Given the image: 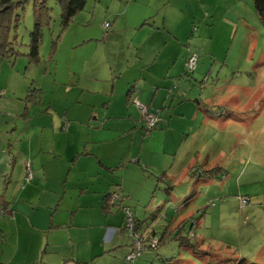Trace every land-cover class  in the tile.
Returning a JSON list of instances; mask_svg holds the SVG:
<instances>
[{
    "label": "rangeland",
    "instance_id": "rangeland-1",
    "mask_svg": "<svg viewBox=\"0 0 264 264\" xmlns=\"http://www.w3.org/2000/svg\"><path fill=\"white\" fill-rule=\"evenodd\" d=\"M41 1H45L48 10L44 17L47 26L42 29L40 63H29L21 56L15 64L6 61L0 66V83L12 92L17 90L14 99L13 95L0 93V100L10 98L13 102V113H0V123L8 118L10 129H22V120L30 113L29 116L38 117L35 121L44 125L40 130L44 132L38 134L42 142L33 134L27 138L33 157L26 159L27 184L23 186L21 178L19 190L32 181H28L29 169L33 171L36 165L43 164L42 160L54 157L53 148L59 145L49 138L53 131L60 132L58 126L64 121L67 123L61 132L67 133L71 122L72 141L77 138L82 148L101 150V145L91 141L85 124L86 120L100 121V125L104 121L89 116L85 104L90 100L103 101L100 90L112 88L108 79L113 74L111 69L114 70L117 64L121 70L127 67V30L141 26L146 18L143 14H150V6L159 0H149L148 3V0H87L85 10L66 29L59 0H25L20 22L12 33V37L17 34L20 53H28L30 33L35 26L34 8ZM163 1L170 6L162 13L178 30L179 43L185 52L179 57V60L183 58V68L177 77L172 78L183 80L179 89L171 84L164 87L165 97L159 102L160 106L169 103V96L174 102L169 109H164L166 117L157 107L136 101L135 97L131 100L134 107L138 102L160 110L158 127L167 125L168 130L170 127L172 130L169 139L161 138L157 133L158 137L150 142L152 151L158 149V144L161 147L162 139L169 144V149L173 148L171 153L147 152L133 146L129 137L116 143L126 145L136 159L147 160V163L140 164L142 167L151 165V172L141 169L142 174H139L136 169L129 170L125 200L120 189L114 194L119 196L135 221L147 222L143 224L145 228L153 224L150 229L155 228L157 234L152 235L149 230L143 232L137 224L144 250L134 263L127 261L126 264H176L179 259L184 264H231L227 260L241 257L264 264V24L254 9L253 0ZM157 12L153 11L152 15ZM238 13L243 14L242 22L238 20ZM106 23L111 28L104 27ZM244 23L252 25L253 39ZM191 34H196L195 38ZM189 49L191 53L188 54ZM192 56H197L196 70L188 74L185 60ZM178 66L179 62L175 70ZM12 67L19 72H15L14 80L11 78ZM52 70L55 72L51 73ZM98 70L102 73L100 78L88 83L89 76ZM31 84L44 90L43 103L26 111L23 99L27 97ZM17 103L24 106L21 115L17 113L20 110ZM200 103H205L204 108L211 107L209 114L215 119L201 112ZM260 107L262 111L258 115ZM138 110L144 119L142 111ZM216 111L220 112L215 114ZM46 113H54L64 120L46 118ZM71 113L75 115L74 121L68 122L65 118ZM227 113L230 114L224 117ZM232 114L234 119H242V123L228 121ZM153 131L144 129L142 139ZM173 131L178 136L174 137ZM217 166L222 170L214 175L208 172ZM160 175H166V178L160 180ZM145 181H150L149 185ZM169 188L172 190L167 194ZM242 198H248L250 205L243 206ZM158 207H163V211L157 210ZM138 209H143L142 216ZM183 218L198 221L193 232L191 224L176 228ZM179 232L191 242L199 241L204 252L192 253L181 246L183 241L178 238ZM193 234L196 238L191 236ZM126 235L129 243H133L130 235ZM155 241L157 247L146 248Z\"/></svg>",
    "mask_w": 264,
    "mask_h": 264
},
{
    "label": "crops",
    "instance_id": "crops-1",
    "mask_svg": "<svg viewBox=\"0 0 264 264\" xmlns=\"http://www.w3.org/2000/svg\"><path fill=\"white\" fill-rule=\"evenodd\" d=\"M165 3L166 1L163 0L153 3L154 6H150V14L149 12L143 14V17H146L143 24L138 28L127 30L125 34L127 67L121 70L117 64L114 70L111 69L113 74L108 79L112 88L107 91L100 90L102 102L96 99L85 104L89 116L104 121L100 125L99 120H97L99 122L86 120L85 124L89 129L91 141L101 145V150L90 151L87 150V146L82 148L77 138L76 141H72L70 121H74L75 115L71 113L65 118L70 122L67 133L61 132L62 126H65L66 121H64L58 126L60 132L53 131L49 138V141L54 140L59 145L58 148H53L54 157L42 160L43 164L36 165L33 171L30 169L31 183L19 190L21 178L22 185L27 184L25 183L26 159L31 160L33 157L32 147H29L30 139L27 138L31 134L37 138L38 134L44 132L40 131L44 125L36 122L35 118L38 117H31L30 113L23 118L22 129L17 127L10 129L8 118L0 123V264H126L128 261L127 257L134 249L133 243H129L130 239L126 235L128 232L123 208L127 207L119 202L122 209L120 211L115 207L117 203L115 206L110 203V195L120 189L125 200L128 197L125 194L128 191L129 170L136 169L139 174H142L141 169H148L151 172V165L148 163L149 165L142 167L140 164L147 163V160L141 161L138 157L136 159L126 145L116 143L129 137L132 138L133 146L144 148L147 152L173 151V148L169 149V144L162 139L161 147L158 144V149L152 151L150 142L154 137H158L157 133L161 138L169 139L172 129L169 124L171 130H168L167 125H162L142 139L144 132L142 115L131 101L135 97L136 100L157 107L166 117L164 109H169L174 102L169 96L167 100L170 104L167 101L164 107L160 106L159 102L165 97L164 87L171 84L179 89L182 85L180 83L182 78L172 77H177L178 71L182 70L184 61L183 58L179 60V57L180 55L183 57L185 52L182 43H179L181 37L178 30L162 13L170 6ZM155 6L158 7L154 8ZM153 11H158L155 16L152 15ZM243 18V14L238 13L239 22H242ZM244 25L248 35L253 39L252 25L248 23ZM215 29L216 27L213 30ZM192 36L195 38L196 34ZM189 53H191L190 49ZM187 60L188 58L185 60V66ZM178 62L179 66L175 70ZM4 63L6 61L0 58V66ZM12 71L11 78L14 80L15 72H19L14 68ZM53 72L55 71L52 70L51 73ZM100 75H102L101 70L94 71V75L89 76L88 83L98 80ZM189 87L187 84L186 88ZM36 88L44 91L42 88ZM16 92L17 90L12 92L0 83L1 95H13L12 99H14ZM87 97L92 98V96ZM181 99L183 102L184 97L181 96ZM42 103L43 96L42 102L38 105L42 106ZM204 104L200 103L201 112L206 117L215 119L209 114L212 112L211 107L208 105L204 108ZM17 106L20 109L17 113L21 115L24 106L22 103H17ZM12 111L13 102L10 98L0 100V113L11 114ZM261 111H258V115ZM219 112L216 111L215 114ZM232 113L235 114L233 111ZM233 114L228 121L241 124L242 119H234ZM44 116L52 120H64L61 116L56 117L54 113H46ZM139 130H142V133ZM173 133L174 137L178 136L176 132ZM38 138L42 142L41 137ZM147 142H149L148 146H146ZM84 144L89 143L84 142ZM123 151H125L124 156H122ZM165 178L166 175H160V180ZM145 182L149 185L150 181ZM171 190L172 188H169L167 194H170ZM160 209L163 211V207H158L157 210ZM136 213L142 216L143 209ZM139 220H137L138 226L143 232L149 230V233L157 236L156 229H150L153 224L145 228L143 224L147 222L142 221L144 222L142 223ZM183 221L185 218L176 225V228ZM176 264H184V262L179 259Z\"/></svg>",
    "mask_w": 264,
    "mask_h": 264
},
{
    "label": "trees",
    "instance_id": "trees-1",
    "mask_svg": "<svg viewBox=\"0 0 264 264\" xmlns=\"http://www.w3.org/2000/svg\"><path fill=\"white\" fill-rule=\"evenodd\" d=\"M24 4H25V0H0V58H2L5 61H8L9 63L15 64L17 58L22 56L25 57L29 63L39 64L41 61L40 47L43 41L42 29L47 26L44 17L46 16L48 9L45 6V1H41L38 2V4H36L34 8L35 26L33 31L30 33V43L29 45H27L28 53L24 54L22 52L20 53V51L17 50V48H19L18 38L16 37L17 34H14L12 37L13 31L17 29L18 23L20 22L21 12H23L25 9L23 7ZM59 4L62 10V14H61L62 23L64 28L66 29L71 23V21L78 14H80L85 10L87 5V0H59ZM253 6L259 18L264 24V0H253ZM144 25H147V23H144ZM51 60L53 61V58H51ZM130 92H132V90ZM42 96H43L42 91L32 85L28 90L27 97L23 99V102L25 103L26 106V111L29 110L30 106L41 103ZM150 108L154 110L152 106ZM261 110L262 108L260 107L258 111ZM154 111L157 113V115L160 112V110H154ZM142 122H143V128L146 129L143 119ZM157 128H158V123L156 124L153 130ZM221 170L222 168L217 166L215 168H212L208 172L214 175L215 173H218ZM110 197H112V194L110 195ZM116 206H118V204H116ZM125 221H126V217H125ZM135 222L136 224H139L138 221ZM190 224L192 227L191 231L193 232V227H195L198 224V221L194 222L193 218H191L190 220H185L181 222V224L178 226V229H181L184 226L188 227L190 226ZM191 236L193 238H196L195 234ZM178 238L181 241L185 242V243L181 242L180 245L181 246L184 245V248L190 250L192 253L204 252V250L200 246L199 241L198 243L191 242L190 238L180 236V232L178 233ZM146 248L151 249L153 247L151 244H147ZM228 262H231V264H259L256 262H251L249 259L244 257H241L239 259L235 258V259L227 260V263Z\"/></svg>",
    "mask_w": 264,
    "mask_h": 264
},
{
    "label": "built area",
    "instance_id": "built-area-1",
    "mask_svg": "<svg viewBox=\"0 0 264 264\" xmlns=\"http://www.w3.org/2000/svg\"><path fill=\"white\" fill-rule=\"evenodd\" d=\"M106 28H111V25L109 23L106 24ZM196 63H197V57L192 56L188 61H187V73L191 74L196 70ZM137 101V100H136ZM136 106L138 109H140L143 113L144 116V124L146 126V131L153 130L158 123V117L157 113L152 110L149 106L144 105L142 103L135 102ZM32 179V173L30 169L28 170V180ZM111 198V203H118L120 202V198L117 194H113ZM242 205L244 206H249L250 202L248 198H242ZM125 212V226L128 234L133 240V252L127 257V260L131 263H134L135 260L142 255L143 252V238L141 235L138 233L137 229L138 226L135 222L134 216L129 212L128 208L124 209ZM157 241H155L154 244L151 243L152 247H157L155 244Z\"/></svg>",
    "mask_w": 264,
    "mask_h": 264
}]
</instances>
